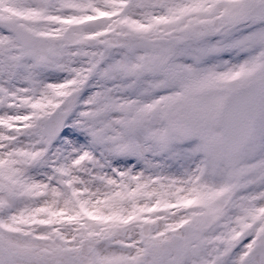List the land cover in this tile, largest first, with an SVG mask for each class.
Masks as SVG:
<instances>
[{"label":"snow or ice","instance_id":"obj_1","mask_svg":"<svg viewBox=\"0 0 264 264\" xmlns=\"http://www.w3.org/2000/svg\"><path fill=\"white\" fill-rule=\"evenodd\" d=\"M0 264H264V0H0Z\"/></svg>","mask_w":264,"mask_h":264}]
</instances>
